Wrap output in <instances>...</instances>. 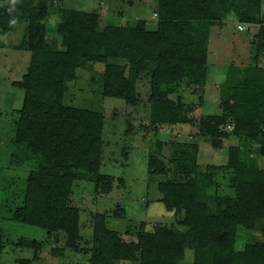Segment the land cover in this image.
<instances>
[{
    "label": "trees",
    "instance_id": "trees-1",
    "mask_svg": "<svg viewBox=\"0 0 264 264\" xmlns=\"http://www.w3.org/2000/svg\"><path fill=\"white\" fill-rule=\"evenodd\" d=\"M119 1L133 7L137 0ZM263 3L157 0L156 28L151 29L145 19L102 26L103 12L70 9L63 0H17L11 12V0H0V34L24 24L25 36L15 49L31 56L26 74L12 83L24 92L21 109L13 110L19 154L12 158L16 165L33 162L12 218L46 231L55 242L64 241L65 247L54 248L53 254L83 251L89 255L87 264H264ZM231 16L247 33L253 27L258 31L247 64L227 68L220 86L221 113L199 118V135L210 141L213 163L199 164L200 147L195 143L170 144L169 163L157 154L148 158L149 177L168 178L158 184L160 202L168 213L181 217L178 223L156 224L152 230L142 224L135 235L109 229L107 215L97 213L90 248L83 249L80 210L70 204L75 183L91 182L96 193L110 194L115 179L101 173L103 162L129 152L120 147L121 140L104 138L101 111L65 103L70 82L80 69L103 64L101 94L135 107L141 103L138 83L147 79L151 131L193 125L198 117L183 101L181 88H206L211 31ZM13 18L15 25L10 24ZM132 133L129 124L127 137ZM176 133L181 134L180 128ZM231 137L238 144L224 149ZM162 143H157L159 152ZM225 173L231 176L232 195L218 192V177ZM125 214L124 208L113 218ZM241 231L245 234L239 239ZM43 245L20 240L17 246L34 255L18 263L40 261ZM4 247L0 237V250Z\"/></svg>",
    "mask_w": 264,
    "mask_h": 264
},
{
    "label": "rangeland",
    "instance_id": "rangeland-1",
    "mask_svg": "<svg viewBox=\"0 0 264 264\" xmlns=\"http://www.w3.org/2000/svg\"><path fill=\"white\" fill-rule=\"evenodd\" d=\"M241 2L242 0H236ZM65 6L85 12H103L105 15L102 26L107 23L127 24L137 19H150L157 0H137L133 8L119 0H63ZM102 3V4H101ZM114 4L116 8L109 7ZM116 12H121V19ZM113 15V17H111ZM117 18V19H116ZM129 20V22H128ZM157 21L150 24L151 29L156 28ZM237 21L233 16L224 22L221 27L212 29L209 41V72L210 82L205 89L195 88L193 91L181 88L183 101L195 108L198 120L193 125L178 128L164 127L159 134L151 131L150 109L147 99L150 93L148 80L138 83V92L141 103L135 107L128 106L121 99L104 97L100 91V78L105 68L103 64H96L93 68L77 71V79L70 82L69 93L65 103L69 106L84 108L91 111H101L105 116L104 138L108 140H121V148H128V156L118 152L108 162H103L101 173L115 179L114 189L110 194H98L95 185L87 181H77L71 195L70 204L80 210V228L83 238L82 248H90L93 237V216L97 213L107 215V225L111 230L121 233L130 231L137 234L142 224L146 229L152 230L156 224H177L181 217L168 213L160 202L162 194L158 184L168 178L165 176L148 175V158L157 154L162 160L169 163L173 142L195 143L200 147L199 164L213 163V148L210 141L199 135V118L203 115L219 114L220 86L225 79V72L232 63L242 65L249 61L251 47L245 42L247 33L237 30ZM51 27V26H50ZM246 28V27H245ZM252 32L253 29L250 28ZM26 32L24 24L19 25L10 34L1 35L0 42V237L4 249L0 250V264H19V259H32L34 251L18 247L20 240H37L42 242L43 248L40 261L34 264H87L89 255L83 251L79 253L66 251L64 256L52 253L54 248H64L65 242H55L47 237L46 231L30 225L23 224L12 218V211L24 197L27 176L33 168V162L16 165L13 154H19L18 145L14 143L16 120L13 110L21 109L24 92L12 86L15 81L21 80L26 74L30 53L15 49L23 40ZM249 34V33H248ZM53 38L55 35L50 34ZM216 77H214V76ZM93 79L95 81H93ZM195 92V93H193ZM200 97L203 101L200 102ZM174 98V97H173ZM176 99V96L175 98ZM132 126V136L127 137L128 125ZM181 134L176 133L179 131ZM164 144L159 152L157 143ZM124 144V146H123ZM238 140L231 137L224 143V149L237 145ZM224 160L223 157L220 158ZM123 179L124 185L118 180ZM221 195H232L231 176L221 174L218 177ZM126 209L127 214L121 219L113 218L115 213ZM244 231L239 234L243 238ZM131 264V263H119Z\"/></svg>",
    "mask_w": 264,
    "mask_h": 264
},
{
    "label": "crops",
    "instance_id": "crops-1",
    "mask_svg": "<svg viewBox=\"0 0 264 264\" xmlns=\"http://www.w3.org/2000/svg\"><path fill=\"white\" fill-rule=\"evenodd\" d=\"M135 6V5H134ZM133 6V7H134ZM133 7H131V8H133ZM111 8L113 9V8H116L115 6H114V4L111 6V7H109V9L111 10ZM112 12H114L113 10H111ZM113 15H117L118 16V18L119 19H121V18H123L122 17V13L121 12H116L115 14H113ZM113 15L111 16V17H113ZM154 16V11L152 12V14H151V17H150V19H145V20H147L148 21V26L150 27V23L152 22V21H154L155 20V18L153 17ZM117 19V18H116ZM124 20V21H123ZM121 21H123L122 22V24H120V25H128L127 24V21H126V23H124L125 22V19L123 18V19H121ZM128 22H129V20H128ZM135 23V21L133 22V23H131L130 22V24L132 25V24H134ZM238 24V23H237ZM217 27H219V26H217ZM215 28V27H214ZM222 28V27H221ZM253 29V31L251 32L250 31V33L248 34L246 31H243V33H247V34H245L246 35V37H247V39L245 40V42L246 43H248L249 45H250V42H251V40H252V37H254V35H256L257 34V31H258V29L257 28H255V27H253L252 28ZM212 32V31H211ZM240 32V31H239ZM251 58V55H250V57H249V59ZM248 62V61H247ZM247 62L246 63H242V65H236V64H234V63H232V64H230L229 66H228V68L231 66V65H235V67H240V68H242L244 65H246L247 64ZM260 65L262 66V67H264V53H263V55L261 56V60H260ZM226 72H227V70H226ZM226 72H225V74H224V76L226 77ZM214 76V75H213ZM214 77H216V76H214ZM225 80V79H224ZM208 82H210V72H209V75H208ZM207 82V85L209 84ZM206 85V88L209 86H207Z\"/></svg>",
    "mask_w": 264,
    "mask_h": 264
},
{
    "label": "clouds",
    "instance_id": "clouds-1",
    "mask_svg": "<svg viewBox=\"0 0 264 264\" xmlns=\"http://www.w3.org/2000/svg\"><path fill=\"white\" fill-rule=\"evenodd\" d=\"M16 3H17V0H11V4L13 5V7L9 9L10 12L14 10ZM16 23H17L16 18H13L10 20V24L15 25Z\"/></svg>",
    "mask_w": 264,
    "mask_h": 264
},
{
    "label": "built area",
    "instance_id": "built-area-1",
    "mask_svg": "<svg viewBox=\"0 0 264 264\" xmlns=\"http://www.w3.org/2000/svg\"><path fill=\"white\" fill-rule=\"evenodd\" d=\"M263 9H264V3H263ZM263 15H264V11H263ZM155 17H156V14L154 15V18H155ZM237 30L240 31V32L245 31V27H244V25L239 24V25L237 26ZM229 130H232V127H230Z\"/></svg>",
    "mask_w": 264,
    "mask_h": 264
}]
</instances>
